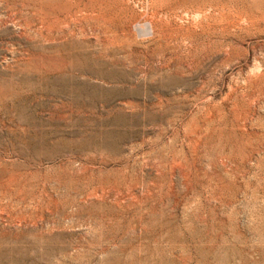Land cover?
<instances>
[{
  "label": "rangeland",
  "instance_id": "rangeland-1",
  "mask_svg": "<svg viewBox=\"0 0 264 264\" xmlns=\"http://www.w3.org/2000/svg\"><path fill=\"white\" fill-rule=\"evenodd\" d=\"M0 264H264V0H0Z\"/></svg>",
  "mask_w": 264,
  "mask_h": 264
}]
</instances>
